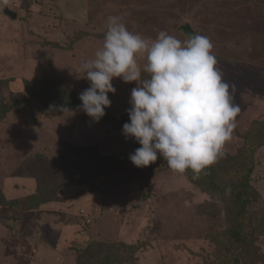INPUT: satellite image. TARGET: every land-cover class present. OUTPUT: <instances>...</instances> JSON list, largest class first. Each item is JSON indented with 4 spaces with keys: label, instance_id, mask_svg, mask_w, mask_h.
<instances>
[{
    "label": "rangeland",
    "instance_id": "rangeland-1",
    "mask_svg": "<svg viewBox=\"0 0 264 264\" xmlns=\"http://www.w3.org/2000/svg\"><path fill=\"white\" fill-rule=\"evenodd\" d=\"M110 16L153 40L160 31L210 39L240 107L213 164L224 167L216 189L159 156L131 162L141 145L123 125L137 83L115 78L98 122L81 109L90 87L81 67L103 46ZM137 60L143 68L146 57ZM52 82L72 95L45 108L39 88ZM240 228L249 243L236 242ZM106 262L264 264V0H0V264Z\"/></svg>",
    "mask_w": 264,
    "mask_h": 264
},
{
    "label": "clouds",
    "instance_id": "clouds-1",
    "mask_svg": "<svg viewBox=\"0 0 264 264\" xmlns=\"http://www.w3.org/2000/svg\"><path fill=\"white\" fill-rule=\"evenodd\" d=\"M187 35L182 43L160 31L153 40L130 32L119 17L110 16L103 46L82 64L90 87L80 93V107L96 122L111 107L115 78L137 83L123 134L141 145L129 156L138 168L150 166L159 156L176 173L191 169L198 174L224 154L232 138L240 112L233 103L235 85L223 80L210 39ZM138 56L146 57L143 68ZM142 72L147 78L142 79ZM59 110L71 112L65 106Z\"/></svg>",
    "mask_w": 264,
    "mask_h": 264
},
{
    "label": "trees",
    "instance_id": "trees-1",
    "mask_svg": "<svg viewBox=\"0 0 264 264\" xmlns=\"http://www.w3.org/2000/svg\"><path fill=\"white\" fill-rule=\"evenodd\" d=\"M188 28H190V27H187V29ZM39 91L40 92H38V95L41 98L42 104L44 105L45 108H52L54 106V104H58L60 102H63V100L65 98L70 99V97H68V96L72 95L71 94L72 92L71 93L69 92V91H71L69 88H67L64 84L56 83V82H52V83H50L48 85H41L40 88H39ZM74 98H75V96H74ZM259 129H261V128H259ZM261 131H263V130H261ZM216 165L217 164H215L213 166H216ZM213 166L211 165V167L209 168V169L213 170V175H211V174H206L205 175L204 172H200V173L197 174V173L193 172L191 169H189L188 172L190 173V171H191V173H190L191 178L194 180L193 182L196 185L206 186V187H208L209 189L212 190V189H216L219 186L216 183L218 180L217 181L213 180V176L217 175L218 179L220 177V183L221 184L224 183L221 180H223L224 177H225L224 173L222 172V170L224 168L222 165H219V166H216V167H213ZM209 169L207 168V171ZM248 182H249L248 178H246L244 181L241 180V184H240L241 190L237 191L238 196L236 197V203L240 204L241 207H242V211L240 212V215H239L241 220H244L246 218V213H245L246 212L245 211L246 207L244 206V201L243 200H244L245 195L250 191V189H248V188H251V187H249ZM234 238H236L235 239L236 242H239V243L248 242L249 243V241L247 240L248 235L246 236V233H244L242 228L237 230V233L234 236ZM74 248H76V247H74ZM76 249H79V248H76ZM107 263L108 262H106L104 264H107Z\"/></svg>",
    "mask_w": 264,
    "mask_h": 264
},
{
    "label": "water",
    "instance_id": "water-1",
    "mask_svg": "<svg viewBox=\"0 0 264 264\" xmlns=\"http://www.w3.org/2000/svg\"><path fill=\"white\" fill-rule=\"evenodd\" d=\"M2 13L8 17H10L11 19H16L17 14L14 13L13 11H11L9 8H6L4 11H2ZM190 29V28H188Z\"/></svg>",
    "mask_w": 264,
    "mask_h": 264
}]
</instances>
